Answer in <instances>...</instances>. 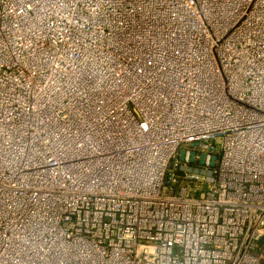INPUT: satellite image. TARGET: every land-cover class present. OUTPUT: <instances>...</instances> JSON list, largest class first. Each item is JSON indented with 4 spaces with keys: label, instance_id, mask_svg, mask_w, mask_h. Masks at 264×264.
I'll return each mask as SVG.
<instances>
[{
    "label": "built area",
    "instance_id": "built-area-1",
    "mask_svg": "<svg viewBox=\"0 0 264 264\" xmlns=\"http://www.w3.org/2000/svg\"><path fill=\"white\" fill-rule=\"evenodd\" d=\"M0 264H264V0H0Z\"/></svg>",
    "mask_w": 264,
    "mask_h": 264
}]
</instances>
